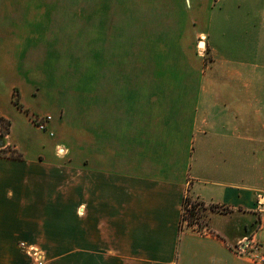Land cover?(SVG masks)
Returning a JSON list of instances; mask_svg holds the SVG:
<instances>
[{
    "label": "crops",
    "instance_id": "obj_1",
    "mask_svg": "<svg viewBox=\"0 0 264 264\" xmlns=\"http://www.w3.org/2000/svg\"><path fill=\"white\" fill-rule=\"evenodd\" d=\"M44 4L0 0V115L11 122L1 147L21 155L0 156V264H30V245L45 264H259L233 247L243 237L264 245L260 87H239L220 121L205 112L209 104L192 116L181 105L186 111L167 120L155 92L114 104L111 87L94 81L91 111L78 113L66 140L62 12L58 20L56 0ZM43 114L51 116L46 130L32 121ZM213 122L217 136L194 139L197 124L202 132ZM211 148L231 162L208 180L192 162L197 149ZM186 194L224 212L195 229L182 220Z\"/></svg>",
    "mask_w": 264,
    "mask_h": 264
},
{
    "label": "rangeland",
    "instance_id": "obj_2",
    "mask_svg": "<svg viewBox=\"0 0 264 264\" xmlns=\"http://www.w3.org/2000/svg\"><path fill=\"white\" fill-rule=\"evenodd\" d=\"M40 1L47 4V0H37V6ZM56 2L58 20L62 12V37L57 24L56 40L64 46L66 42V58L61 63L67 92V118L61 132L64 139H74L72 123L78 113H90L94 81L96 86L106 83L111 87L114 104H139L149 90L155 92L158 100L154 104L164 106L167 120L186 111L181 105H186L192 116L209 104L205 112L212 117L208 118L220 121L230 106L234 107L239 87L258 86L264 133V0ZM50 6L56 8L55 4ZM45 31H49V26ZM45 69L48 70L46 66ZM241 71H253L254 77L242 75ZM233 113L234 110L230 116ZM213 124L205 127V132L197 130V124L191 130L194 139L217 136L220 126ZM201 151H196L192 171H201L208 180L215 177L213 170L220 165H230L231 160H223L220 148L206 149L204 154ZM260 176L259 183L263 184L264 171ZM211 211L224 212L217 205L205 206L186 194L182 220L202 229ZM38 249L46 262L45 254ZM233 250L236 252L234 247ZM240 256L259 263L251 254Z\"/></svg>",
    "mask_w": 264,
    "mask_h": 264
},
{
    "label": "built area",
    "instance_id": "obj_3",
    "mask_svg": "<svg viewBox=\"0 0 264 264\" xmlns=\"http://www.w3.org/2000/svg\"><path fill=\"white\" fill-rule=\"evenodd\" d=\"M51 120L49 114L35 115L32 118L35 126L40 130L47 129V123ZM52 134V132H50ZM257 205L263 207L264 205V194L259 196L257 199ZM83 209L82 207L80 208ZM79 210V212H81ZM235 253L242 254H251L260 264H264V245L256 244L250 237H243L237 244L234 246ZM27 253L30 256L31 264H45L44 257L42 252L35 246L31 245L27 248Z\"/></svg>",
    "mask_w": 264,
    "mask_h": 264
},
{
    "label": "trees",
    "instance_id": "obj_4",
    "mask_svg": "<svg viewBox=\"0 0 264 264\" xmlns=\"http://www.w3.org/2000/svg\"><path fill=\"white\" fill-rule=\"evenodd\" d=\"M16 104H18L17 100H14ZM11 122L8 118L0 115V137H4L10 131ZM0 156L11 157V158H20L21 155L15 148L8 145L5 147L0 146Z\"/></svg>",
    "mask_w": 264,
    "mask_h": 264
},
{
    "label": "bare ground",
    "instance_id": "obj_5",
    "mask_svg": "<svg viewBox=\"0 0 264 264\" xmlns=\"http://www.w3.org/2000/svg\"><path fill=\"white\" fill-rule=\"evenodd\" d=\"M200 44L202 45V42Z\"/></svg>",
    "mask_w": 264,
    "mask_h": 264
},
{
    "label": "water",
    "instance_id": "obj_6",
    "mask_svg": "<svg viewBox=\"0 0 264 264\" xmlns=\"http://www.w3.org/2000/svg\"><path fill=\"white\" fill-rule=\"evenodd\" d=\"M199 43H201V42H199Z\"/></svg>",
    "mask_w": 264,
    "mask_h": 264
}]
</instances>
